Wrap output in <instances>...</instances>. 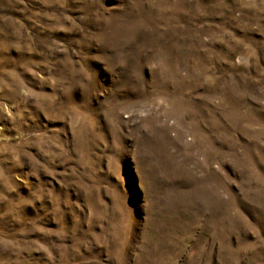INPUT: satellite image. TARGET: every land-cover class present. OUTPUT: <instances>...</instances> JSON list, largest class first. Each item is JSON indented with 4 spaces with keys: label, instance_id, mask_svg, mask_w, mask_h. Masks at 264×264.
I'll return each mask as SVG.
<instances>
[{
    "label": "rangeland",
    "instance_id": "374dc122",
    "mask_svg": "<svg viewBox=\"0 0 264 264\" xmlns=\"http://www.w3.org/2000/svg\"><path fill=\"white\" fill-rule=\"evenodd\" d=\"M0 264H264V0H0Z\"/></svg>",
    "mask_w": 264,
    "mask_h": 264
}]
</instances>
